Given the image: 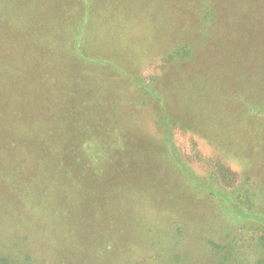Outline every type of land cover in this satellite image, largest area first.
<instances>
[{
  "label": "trees",
  "instance_id": "16d2710c",
  "mask_svg": "<svg viewBox=\"0 0 264 264\" xmlns=\"http://www.w3.org/2000/svg\"><path fill=\"white\" fill-rule=\"evenodd\" d=\"M142 1L55 0V11H53L51 0H0V76L6 75L0 77V92L6 91L9 83L12 85L16 83V79H12L15 69L12 65H8L7 61L17 60L12 55H7L6 49L11 32L14 33L16 40H19V34L27 31L29 22L26 20L25 10H31L45 14V19L39 24L65 16L61 24L63 27L66 20L62 42L72 44L71 53L66 52L67 61L69 56L72 66L73 64L82 66V72L75 68L72 75L75 73L79 76L78 78L85 73L92 75L87 66H101L108 79L112 76L109 74L113 73L124 78L123 81L128 79L134 82L144 98L146 97L145 101L152 100L157 106L153 121L155 131H152L145 130L137 121L135 109L138 107L134 109L135 103L125 102V104V99H121L117 93H109L108 89L105 91L93 89L95 99L89 102L78 99L83 93L70 97V103L74 100L78 101L77 107L74 108L70 104V107L65 108L66 112L68 110L67 118L62 123L64 130L67 131L61 141H71V143L54 145L55 150L63 153L53 160L52 165L53 174L55 171L60 174L59 190L65 188V195L63 196L59 191L61 197H58L56 201L54 198L49 199L48 196L43 202L45 196L43 187L38 189L39 186L32 185L30 179L25 178L27 186L19 188V184H24L25 181H22L21 175L13 174V165L6 157L11 151H22L32 159L33 154L40 152L42 143L35 144L31 141L36 124L30 128L31 122L28 121L23 129L20 126H8L10 124L6 122L13 116L14 122L19 117L30 120L28 116L31 111L21 106L22 94L17 90H13V95L9 98V103L12 99L11 104L16 102V107L19 105V108L14 110L15 113H9L3 107V110H0V135L2 136L0 137V153L5 155H0L2 163H5L0 165V184L5 183V190L16 193L18 196L20 194L21 197L32 192L36 195L32 198L34 204L45 203L43 206L52 209L55 219L61 217V221H68L69 226L65 230L61 229L62 232L60 231L58 237L60 241L68 244L66 250L82 246L94 249V253L101 257L103 255L111 257V254L114 257L116 254L122 255L129 245L142 248L149 246L153 237L150 235L151 230L146 226L138 225L140 220H132L133 214L139 215L137 213L139 211L127 209L124 202L130 201L128 198L139 192L142 187L151 185L152 176L155 178L159 172L158 169L161 166L165 167V163L169 160L188 175L190 183L198 186L189 167L184 165V161L179 157L178 148L173 140L175 129L193 130L202 115L207 123L211 120H219V127L229 125L234 128L259 121L255 118L256 115L264 117V29L252 28L253 31H251V28L247 27L224 28L226 16L230 10L229 0H168L171 3L170 9L174 19L177 11H191L199 17L200 26L194 29L193 37L196 39L192 38L186 43L176 42L177 46L175 40L173 41L176 34L172 35L170 40L161 32L155 36L154 30L151 36L154 38L153 43L148 41L150 36L147 35V40L140 46V50L136 51L138 54L142 52L141 55L144 57L155 54L152 45H157L159 41L171 44L169 47L166 44L167 50L165 46L163 51L158 52L163 54L159 70L157 75L152 76L147 82L141 74L128 71L134 57L132 58V46L127 45L125 41L127 36L133 38L135 33H141L145 27L141 26ZM10 2L13 5H10ZM256 12L261 16L264 13V6L256 7ZM76 13L77 15H74ZM129 25L132 29L126 28ZM40 40L43 43L36 40L37 44L46 46L44 40ZM108 42L112 47L108 45ZM69 47L66 46L67 50ZM17 58L20 60L21 56L17 55ZM254 61L256 63L252 64ZM112 62L120 65L122 71L114 69L111 66ZM188 64L194 66L192 67L194 75L192 73L184 75L179 81L170 75L166 82L164 79L161 82L158 81L159 74L170 68L178 69L182 66L180 68L183 69ZM250 64H252L251 67ZM245 68H250L249 75L245 74ZM251 68L254 74L251 73ZM90 70L98 72L101 69ZM106 81L111 86L110 82ZM101 95L103 97H99ZM95 104H98L97 108H94ZM33 105L35 106V99ZM104 110L108 113L102 117L98 111L104 113ZM252 133L256 141L253 140V149L247 155V159L255 155L254 158L261 156L258 153L261 146H264V130L252 131ZM131 135H135V139L137 136L144 138L147 142V145H144L147 147L139 146L136 149L144 163L141 167L137 166L138 171L135 173H131V170L126 168L120 173L117 171L116 176H107L106 171L111 164L113 154L123 149L122 147L119 150L112 146H121L127 144L126 142L132 143ZM204 136L212 141L219 140L215 132L211 135L205 133ZM110 138H115L111 142L112 146L108 145ZM256 149L259 152H256ZM130 158L122 156L117 161H128L127 166H129ZM214 160L217 161L214 162L215 169L212 175L219 178L218 180L222 183L219 186L222 188L201 186L202 189L207 191L208 195L222 199L239 219L260 227V235L264 237V215L247 207L251 205V200L245 201L243 196L240 195L237 198V196H230L227 192L236 189L234 185H237V181L239 182L237 172L227 166L222 159ZM255 162H252L248 174L252 173L253 167L256 166H254ZM112 177L114 179L110 180ZM223 198H228L231 203ZM58 203L60 206H57ZM169 204V202L159 203V206L167 208ZM83 217L88 218L90 223L87 221V224L83 225ZM1 223L3 224V221H0V225ZM127 227L136 232L128 236ZM152 230L153 234H157L155 229L152 228ZM228 236H230L229 233ZM130 238L134 240L133 244H129ZM154 238L158 239V234ZM212 247L216 252L222 251L220 245L212 243ZM222 249L229 251L233 247L226 246ZM0 264H17V262L0 251ZM258 264H264V262L260 261Z\"/></svg>",
  "mask_w": 264,
  "mask_h": 264
},
{
  "label": "rangeland",
  "instance_id": "374dc122",
  "mask_svg": "<svg viewBox=\"0 0 264 264\" xmlns=\"http://www.w3.org/2000/svg\"><path fill=\"white\" fill-rule=\"evenodd\" d=\"M51 1V9L55 11V0ZM10 5L13 4L10 2ZM260 5L264 6V0H229L230 10L226 16L224 28L247 27L251 28V31H253L252 28L264 29V13L260 16L256 12V7ZM47 7H49L48 4ZM142 7L141 26L145 27L141 33H135L133 38L127 36L125 41L127 45L132 46V58L134 57L128 71L141 74L149 82L152 76L157 75L163 59V54L158 52L163 51L165 46L167 50V45L169 47L171 44L159 41L157 45H152L155 54L144 57L141 55L142 52L138 54L136 51H139L140 46L147 40V35L150 36L148 39L150 43H153L154 38L151 36L154 30L155 36H158L159 32L166 38L176 34L173 38L175 45L176 42L186 43L195 38L193 37L194 29L199 28L200 22L199 17L191 11H177L174 19L170 9L171 3L168 0H143ZM25 11L29 27L25 33L19 34V40H16L14 33L11 32L6 49V54L12 55L17 60L7 61V64L15 69L12 79H16V83L13 85L9 83L8 87L11 89L0 92V103L3 104H0V110L5 108L7 112L15 113L14 110L19 108V105L16 107V102L11 104L12 99L9 103V98L12 97L13 90L21 92L20 104L25 110L31 111L28 116L30 120L26 117L22 119L19 117L14 122L13 116L9 117V121L6 122L10 124L8 126H20L23 129L28 121L31 122L30 128L36 124L31 141L35 144L41 142L42 147L38 154L32 155V159L22 151H11L6 157L13 165L15 176L21 175L23 182L25 178L30 179L32 185L39 186L38 189L43 187L45 196L42 202L48 196L49 199L54 198L56 201L58 197H61L59 191L63 196L65 195V188L59 190L60 174L57 171L53 174L54 171H52L53 160L63 153L55 150L54 145L71 143V141H61L67 131L64 130L62 123L67 118L68 110L66 112L65 108L70 107V104L74 108L77 107L78 101L74 100L70 103V97L83 93L78 99L89 102L95 99L93 89L98 91L108 89L109 93H117L121 99H125L124 103H135L134 109L138 107L135 109L137 121L145 130L152 131H155L153 121L157 106L152 100L145 101L146 97L144 98L134 82L128 79L123 81L124 78L113 73L109 74L112 76L108 79L101 66H87L93 70L101 69L98 72L89 69L92 75L85 73L80 78L75 73L72 75L75 68L82 72V66L81 64L72 66L69 56L67 61L66 52L71 53L72 44L62 42L66 20L63 27L61 24L65 16L39 24L45 19L43 12ZM126 28L132 29V26L129 25ZM39 37L44 40L46 46L37 44L36 40L43 43L38 39ZM16 42L18 43L15 44ZM108 45L111 46L109 42ZM66 46H70L69 50ZM17 55L21 56L20 60ZM255 63V61L252 62V64ZM111 66L122 71L120 65L115 62H112ZM180 67L170 68L159 74L158 81L161 82L164 79L166 82L170 75L179 81L184 75L195 74L192 71L194 67L192 64L184 66L183 69ZM244 70L245 74L249 75L250 68ZM251 73L254 74L252 68ZM3 76L6 75L0 77ZM34 99L35 106L33 105ZM102 103L105 104L103 101ZM97 105L95 104L94 108H97ZM98 113L103 117L108 111L104 110V113L98 111ZM255 118L259 121L234 128L229 125L219 127L218 119V121L211 120L207 123L202 115L193 130L175 129L173 140L178 148L179 157L184 161V165L189 167L198 186L190 183L188 175H185L172 160H169L165 163V167L161 166L158 169L159 172L155 178L152 176L151 185L145 186L146 188L142 187L139 192L128 198L130 201L124 202L127 209L132 208V210L139 211L137 212L139 215L133 214L132 220H140L138 225L146 226L151 230L152 241L146 248L131 247L129 244H133L134 240L130 238L128 239L129 246L124 253L116 254L114 257L112 254L111 257L108 255L101 257L94 253V249L82 246L66 250L68 244L60 241L58 237L61 229L65 230L69 226V222L61 221V217L55 219L52 209L43 206L45 203L34 204L32 198L36 195L32 192L21 197L20 194L18 196L16 193H9L5 190L6 184L3 183L0 184V221H3L0 225V251L17 264H258L260 261L264 262V237L260 235L261 228L254 223L239 219L222 199L208 195V192L202 189V187L210 186L216 189L222 188L219 186L222 184L219 178L212 175L215 169L214 162L217 161L214 159L220 158L238 174L239 182L237 181V185H234L236 189L227 191L230 196L239 198L241 195L245 201L251 200V205L247 207L264 215V146H261L260 152L256 149L261 156L254 158L255 155L250 158L251 160L247 159V155L253 149V142L256 141V137H252V131L261 130L262 132V129L264 130V117L256 115ZM214 132L219 136L218 141H212L204 136L205 133L211 135ZM111 138L108 145H111L115 139ZM130 139L132 143L126 142L127 144L121 146L111 145L113 148L123 147V149L113 154L111 164L108 165L106 171L107 176H116L117 171L120 173L126 168L130 169L131 173H135L138 171L137 166L141 167L144 163L141 154H138L136 149L139 146L147 147L144 146L147 145L146 140L139 136L135 139V135H131ZM0 155L5 156L3 153ZM122 156L131 157L129 166H127L128 161H117ZM9 162L6 163L10 164ZM252 162H255L254 166H256L253 167L252 173L248 174ZM3 164L5 163H2L0 159V165ZM119 180H121L120 176ZM26 186L27 181L19 184V188ZM71 187L73 188V185ZM224 200L231 203L228 198ZM164 201L170 203L167 208L159 206V203H165ZM57 206H60V203ZM87 221L88 218L83 217L82 224L86 225ZM152 228L156 230L158 239L154 238L157 234L152 233ZM127 230H129L128 236L136 232L130 230L129 227ZM212 243L220 245L222 251L216 252ZM226 246H232L233 249L223 251L225 248L222 249V247Z\"/></svg>",
  "mask_w": 264,
  "mask_h": 264
}]
</instances>
